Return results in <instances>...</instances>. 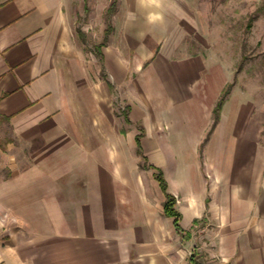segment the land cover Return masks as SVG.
<instances>
[{
	"label": "crops",
	"instance_id": "obj_1",
	"mask_svg": "<svg viewBox=\"0 0 264 264\" xmlns=\"http://www.w3.org/2000/svg\"><path fill=\"white\" fill-rule=\"evenodd\" d=\"M90 1L0 0V264H74L77 256L79 264H120L115 238L135 227L138 212L150 226L168 222L163 193L154 210L137 170L139 127L142 146L160 148L154 166L180 226L199 227L204 238L213 232L206 258L264 264L262 123L233 119L230 94L205 138L231 70L179 54L176 11L129 2L122 17L119 9L111 16L102 60L90 50L100 60L95 73L74 14Z\"/></svg>",
	"mask_w": 264,
	"mask_h": 264
},
{
	"label": "rangeland",
	"instance_id": "obj_2",
	"mask_svg": "<svg viewBox=\"0 0 264 264\" xmlns=\"http://www.w3.org/2000/svg\"><path fill=\"white\" fill-rule=\"evenodd\" d=\"M112 1L94 0L84 4V7L79 4L77 12L74 13L76 31L82 38L78 36V39L85 45L83 48L86 52L83 55L88 57L90 69L95 73L100 60L90 52L95 54L98 43L103 39L102 22L105 27L108 23L112 26L113 12L119 9L122 17L129 2L130 5L136 2L137 7L140 6L139 3H146L141 0H116L112 11L109 8ZM158 3L163 11H176L177 26L182 30L179 34L182 33L184 43L179 54L201 53L205 58L216 60L218 65H225L227 72L231 70L226 85L230 84L233 119L241 123V120L250 122L258 117L262 123L260 140L264 143V0H158ZM152 9L155 10L156 7L152 6ZM110 91L114 94L113 89ZM113 99L114 107L122 111L120 120L124 125L122 116L126 108H122L124 104H120L115 96ZM5 126L6 121L0 119V145L7 137L3 133ZM136 153L137 170L149 187L147 191L154 201L153 209L160 210L163 195L157 180L152 176L154 169L146 167L150 164L160 166V148L150 147L144 142L142 154H138L137 149ZM137 216L135 227L122 228L119 239L115 238L118 242L115 245L120 264H191L192 253L201 264L217 263L216 260H208L209 255H212V248L215 247L213 232L205 238L199 237V227L194 232L192 226L190 229H183L187 234L175 232L172 217L168 216V222L158 217L156 225L153 223L150 226L149 219L139 212ZM112 231L113 229L107 230L110 238L113 237ZM114 231L116 232L115 229ZM78 247L80 245H74V248ZM106 250L107 247L104 252ZM108 251H113L112 245ZM79 253V250L74 251L73 257ZM111 255L116 256L114 253ZM67 260L69 259L58 260V264H68ZM79 262L80 258L77 256L74 264Z\"/></svg>",
	"mask_w": 264,
	"mask_h": 264
},
{
	"label": "trees",
	"instance_id": "obj_3",
	"mask_svg": "<svg viewBox=\"0 0 264 264\" xmlns=\"http://www.w3.org/2000/svg\"><path fill=\"white\" fill-rule=\"evenodd\" d=\"M115 2H116V0H113L111 5H110V7H109L110 9L112 8V11L114 10L113 7H115ZM111 30H112V26L108 23V26L105 27V29H104L103 39L96 47V52L95 53L98 56H100V60H102V56H101V52H100L99 48H100V46L103 43H105L107 41V37H108L109 33L111 32ZM108 85H109L110 90H111L113 88L112 84L108 82ZM229 93H230V84H227L222 89V92H221V94H220V96H219L218 100L216 101V104H215V106L213 108V111H212V113H213L212 114V123H211L210 128L208 129V131L206 133L205 138H207V136L214 129L216 123L218 122V119L220 117V110H221L222 104L224 103V101L227 98V96L229 95ZM124 119H125L126 122H129V119H128V116H127V112H124ZM138 129H139V131L136 134L135 140H136L137 152H138V154H142L141 138L143 136V129H142V127H139ZM146 167H151V168L154 169L153 175H154L155 179L157 180L158 185H159V187H160V189H161V191H162V193H163V195L165 197V200H164V203H163V212H164V214L166 216L172 217L173 225H174V228H175V230L177 232L185 233L183 228L180 226L181 214L175 207L176 198H175L174 195H172L171 193H169L167 191V183H166V180H165V178L163 176V173H162L161 169L159 167H157V166L152 165V164L146 165ZM185 234H187V232ZM190 262H191V264H201L195 259L193 253L190 256Z\"/></svg>",
	"mask_w": 264,
	"mask_h": 264
},
{
	"label": "clouds",
	"instance_id": "obj_4",
	"mask_svg": "<svg viewBox=\"0 0 264 264\" xmlns=\"http://www.w3.org/2000/svg\"><path fill=\"white\" fill-rule=\"evenodd\" d=\"M142 3H147L149 5H157L158 6V0H141ZM160 16L159 15H149L148 20L149 22H155L156 20H159Z\"/></svg>",
	"mask_w": 264,
	"mask_h": 264
}]
</instances>
